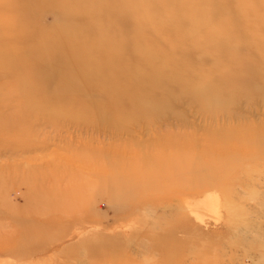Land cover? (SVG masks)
<instances>
[{
    "label": "rangeland",
    "instance_id": "374dc122",
    "mask_svg": "<svg viewBox=\"0 0 264 264\" xmlns=\"http://www.w3.org/2000/svg\"><path fill=\"white\" fill-rule=\"evenodd\" d=\"M39 19L36 26H47L53 17ZM229 57L223 73L235 64ZM231 90L212 116L176 103L168 117L115 132L45 127L16 132L17 145L7 136L12 144L0 147V264H264V144L244 136L264 135V95ZM207 127L217 143L212 188L185 191L150 179L152 155L185 149L164 146L162 153L159 142L176 135L199 141ZM150 182L160 185L150 190Z\"/></svg>",
    "mask_w": 264,
    "mask_h": 264
},
{
    "label": "bare ground",
    "instance_id": "6f19581e",
    "mask_svg": "<svg viewBox=\"0 0 264 264\" xmlns=\"http://www.w3.org/2000/svg\"><path fill=\"white\" fill-rule=\"evenodd\" d=\"M43 14L52 23L36 26ZM230 55L235 64L223 73ZM232 88L245 98L264 95V0H0V147L11 143L7 136L15 143L16 132L45 127L149 125L176 103L212 116ZM210 128L192 137L197 142L164 137L159 151L185 149L152 155L150 179L185 191L212 188ZM248 133L264 144V135ZM152 183L150 190L160 185Z\"/></svg>",
    "mask_w": 264,
    "mask_h": 264
}]
</instances>
